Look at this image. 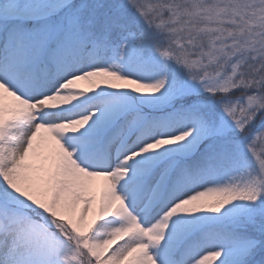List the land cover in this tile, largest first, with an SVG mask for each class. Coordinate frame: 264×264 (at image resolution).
<instances>
[{"label":"snow or ice","instance_id":"snow-or-ice-1","mask_svg":"<svg viewBox=\"0 0 264 264\" xmlns=\"http://www.w3.org/2000/svg\"><path fill=\"white\" fill-rule=\"evenodd\" d=\"M0 264H264V0H0Z\"/></svg>","mask_w":264,"mask_h":264}]
</instances>
